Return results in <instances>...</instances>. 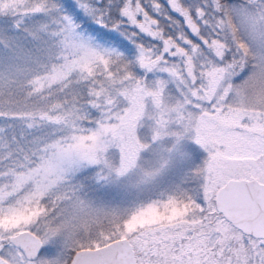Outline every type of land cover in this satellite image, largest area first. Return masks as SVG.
Listing matches in <instances>:
<instances>
[{
	"label": "snow or ice",
	"instance_id": "6c2138e0",
	"mask_svg": "<svg viewBox=\"0 0 264 264\" xmlns=\"http://www.w3.org/2000/svg\"><path fill=\"white\" fill-rule=\"evenodd\" d=\"M0 264H264V0H0Z\"/></svg>",
	"mask_w": 264,
	"mask_h": 264
}]
</instances>
